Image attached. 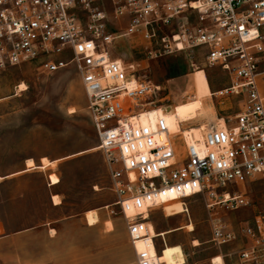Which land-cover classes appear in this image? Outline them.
I'll return each mask as SVG.
<instances>
[{
    "label": "built area",
    "instance_id": "built-area-1",
    "mask_svg": "<svg viewBox=\"0 0 264 264\" xmlns=\"http://www.w3.org/2000/svg\"><path fill=\"white\" fill-rule=\"evenodd\" d=\"M106 1L110 11L102 0H0V70L41 59L47 73L75 67L136 264H165L155 209L204 194L208 210L234 212L251 203L240 187L264 179V0ZM130 38L150 56L204 49L232 81L217 96L241 95L243 109L203 137L186 122L173 131L162 87L111 57ZM211 228L218 248L243 243L241 264H264V207L239 231L219 219Z\"/></svg>",
    "mask_w": 264,
    "mask_h": 264
},
{
    "label": "rangeland",
    "instance_id": "rangeland-1",
    "mask_svg": "<svg viewBox=\"0 0 264 264\" xmlns=\"http://www.w3.org/2000/svg\"><path fill=\"white\" fill-rule=\"evenodd\" d=\"M102 2L110 11L107 1ZM144 45L137 39H120L111 57L162 87V106L173 131L180 132L181 122L186 128L205 127L239 114L243 96L210 97L232 81L221 67L206 65L204 49L161 57L144 53ZM42 62L0 70V264H136L126 221L112 207L115 196L81 78L72 65L47 73L40 70ZM259 87L264 95V75ZM30 160L32 167L27 165ZM51 176L58 184H51ZM240 192L251 203L234 212L208 210L204 194L171 203L183 204L185 212L180 214L167 215L165 206L171 204L159 207L151 214L152 233L184 226L167 235L166 244L182 248L185 264H222L217 258L221 254L229 255L227 264H241L234 252L242 243L218 248L211 228L212 220L219 219L239 231L261 212L263 178L242 185ZM91 212L99 220L93 226L88 220ZM36 227L42 232L26 236Z\"/></svg>",
    "mask_w": 264,
    "mask_h": 264
},
{
    "label": "bare ground",
    "instance_id": "bare-ground-1",
    "mask_svg": "<svg viewBox=\"0 0 264 264\" xmlns=\"http://www.w3.org/2000/svg\"><path fill=\"white\" fill-rule=\"evenodd\" d=\"M24 87H25V85L23 84L20 87L21 90H23ZM219 94H220V92H217L216 94L213 93L212 96H210V97L214 98L215 95H219ZM211 111H214V110L211 109ZM219 122H220V124L218 126L222 127L223 126L222 120H219ZM142 123L146 124V120L143 119ZM212 125H215L214 122H211V123L205 125V127H196V128L194 127V128H191V129L194 131V133H196V135L198 137H203V136H205L207 131H209L210 128H212ZM188 131L189 130L185 131V133H187ZM44 162H45V165H46V161H44ZM27 165L29 167H32L33 166V161L30 160ZM58 182L59 181H58V179L55 176H51V184L52 185H56V184H58ZM165 207H166L165 210L167 212V215H170V216H171V214H180V213L185 212V209H184L182 203H175V204H171V205H168V206H165ZM93 212L89 213V215H88V220L90 222V225H92V226L99 223L97 214L93 213ZM111 228H112V224H111ZM183 228H184V226H181L180 228L171 230L170 232H160V233L155 234V237H164L166 239L167 235L171 234V232H174V231H177V230H182ZM195 244L196 245H200L198 242H195L194 245ZM137 248L138 249H142V248H144V245L142 243H138L137 244ZM156 255H157L158 259H159V262L165 263V264H185V262H186L185 254L183 253L182 248L180 246H178V245H173L171 247V246H168V244H166V247H164L162 249V251H161L160 258H159V253H156Z\"/></svg>",
    "mask_w": 264,
    "mask_h": 264
},
{
    "label": "crops",
    "instance_id": "crops-1",
    "mask_svg": "<svg viewBox=\"0 0 264 264\" xmlns=\"http://www.w3.org/2000/svg\"><path fill=\"white\" fill-rule=\"evenodd\" d=\"M217 92H215L214 94H216ZM262 94H263V92H262ZM217 95H215L214 97H216ZM243 108H241L240 109V111L242 110ZM240 113V112H239ZM238 115V114H237ZM236 115V116H237ZM235 116V117H236ZM38 169H40V168H38ZM25 170H27V169H25ZM23 172H25V171H23ZM27 172V171H26ZM20 173H22V172H20ZM49 186L50 187H54V186H51L50 185V183H49ZM60 206V205H59ZM77 217H68V218H66V220H73V219H76ZM79 220H77V222H78ZM81 221V220H80ZM175 228H177V227H175ZM172 229H174V228H172ZM28 232L26 233L27 235L26 236H31V235H34V234H37L38 235V233L41 231H39V228H33V229H29V230H27ZM52 231H55L54 229L52 230ZM42 232V231H41ZM155 235V234H154ZM239 242H241V241H239ZM242 243V242H241ZM234 244V243H233ZM242 246H243V243H242ZM242 246H240V245H238V249L234 252V255H235V259H236V261H237V263H240V261L238 260V256H237V251L242 247ZM229 255H224V254H221V255H219L217 258H220L221 259V262H222V264H227V257H228ZM36 263L37 264H41V261H36ZM55 264H58V262L56 261V263ZM214 264V263H213Z\"/></svg>",
    "mask_w": 264,
    "mask_h": 264
}]
</instances>
